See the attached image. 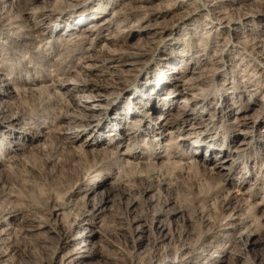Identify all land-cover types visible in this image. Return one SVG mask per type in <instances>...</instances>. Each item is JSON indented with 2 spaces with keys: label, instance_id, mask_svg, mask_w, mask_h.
Returning <instances> with one entry per match:
<instances>
[{
  "label": "rangeland",
  "instance_id": "374dc122",
  "mask_svg": "<svg viewBox=\"0 0 264 264\" xmlns=\"http://www.w3.org/2000/svg\"><path fill=\"white\" fill-rule=\"evenodd\" d=\"M56 2L0 0V264H264V0Z\"/></svg>",
  "mask_w": 264,
  "mask_h": 264
},
{
  "label": "bare ground",
  "instance_id": "6f19581e",
  "mask_svg": "<svg viewBox=\"0 0 264 264\" xmlns=\"http://www.w3.org/2000/svg\"><path fill=\"white\" fill-rule=\"evenodd\" d=\"M66 2H56L55 3V5H54V9H52V10H57V9H61L62 7H64V6H67V4H72V1L73 0H65ZM74 5V4H73ZM72 5V6H73ZM58 7V8H57ZM75 6H73V7H71V9H73V10H76V8H74ZM69 10L70 12L71 11H73V10ZM63 11H66V10H61V12H63ZM212 11H214V10H209V12H210V14H213V12ZM194 12V11H193ZM32 13H34V12H32ZM68 13V12H67ZM49 15V14H48ZM48 15H47V17L45 16V18L43 17V18H40L39 19V21L40 22H42L44 19H47L48 18ZM100 16L101 15H96V16H92V19H97V21L100 19ZM67 20L66 21H70V25L73 23V22H79V23H81V22H84L86 19L85 18H83V17H78L77 19H75L74 21L72 20V19H70V18H66ZM72 20V21H71ZM79 20V21H78ZM62 21V19L61 20H59V22H61ZM38 27H41L42 29H43V31H49L48 29H50L51 27L50 26H43V24L42 23H39L38 25H37ZM59 26H60V24H59ZM73 26V25H72ZM70 27L69 29L70 30H72V32H73V30H76V27ZM73 28H75V29H73ZM85 27H81L80 29H79V32H84V29ZM52 29L54 30V31H57L59 28H57V26L55 25V28L54 27H52ZM72 32L71 31H68V33H71L72 34ZM76 33V32H75ZM57 34H58V31H57ZM127 60V57L125 58V57H123V56H121V57H119L118 59H115L114 60V62H115V64L117 65V66H121V65H123V64H127V62H125ZM135 60L137 61L138 60V57H136L135 58ZM132 61V62H130V64H136V61ZM133 67V66H132ZM132 67H130V68H132ZM114 74H115V80L117 81V83H118V85H120V86H123L125 83H126V80H127V78L123 75L124 74V72H117V73H115V72H113ZM179 78H171V85H174V86H176L177 84H178V80ZM0 81H2V83H4V86L6 87V89H8V86L10 85L9 83H7V82H5V80H4V78H2V77H0ZM150 82V81H149ZM148 82V83H149ZM147 83V84H148ZM165 86H166V84H165ZM164 86V87H165ZM145 87V86H144ZM128 88V87H127ZM126 89V88H125ZM149 91V90H148ZM104 92V91H103ZM108 93V92H107ZM152 93V92H151ZM147 93V90H146V92H144L143 94H142V100H149L150 101V104H151V108L153 109V108H155V103H156V96L154 95V93ZM99 96L97 97V99L95 98V100H93V102L92 101H81V100H79L78 102H77V104H75V106H76V108L78 109V111L80 112V115L79 116H77V117H72L73 119H72V121L71 122H74V123H77L76 124V127H86V126H91V122H90V119H91V116H92V114L94 115V113H96V111H101V108L102 107H104L105 106V104H106V101L108 102V100H109V97L106 95V93L105 94H103L102 92H100L99 94H98ZM137 98H139V97H137V96H134V98H133V100H135V99H137ZM163 99L164 100H170V96L168 95V94H166V96H164L163 97ZM136 101V100H135ZM115 109H116V111H115ZM115 111V113H117V104H115V105H110V106H108L107 107V109H106V112L108 113V114H110V113H113ZM4 113L6 114V112L4 111V109L2 108V106L0 105V118H3V116H4ZM122 117V116H121ZM120 117L119 116H117V119H119ZM121 119V118H120ZM165 119H163V121H164ZM167 120V119H166ZM160 121V120H159ZM158 121V122H159ZM163 121H161V125H160V127H159V129L160 130H164L166 127H168L169 125H168V123H167V121H165V122H163ZM123 127L121 126V125H118V126H116L115 127V129H114V131H115V134L116 135H119L120 133H121V131L123 130L122 129ZM93 129V132H95V133H100V132H102V130L103 129H105V125H103V123L101 122V121H99L95 126H94V128H92ZM132 135V134H131ZM120 136V135H119ZM123 136V135H122ZM118 138V137H117ZM121 138V137H120ZM97 142H99V141H97ZM101 142V141H100ZM247 145V143L245 142V141H242V142H240L239 143V148H238V150L239 151H244V149H245V146ZM224 160L225 159H223L222 160V164L224 163ZM108 198V197H107ZM101 207V206H100ZM165 227V226H164ZM62 237V236H61ZM181 254V253H180Z\"/></svg>",
  "mask_w": 264,
  "mask_h": 264
}]
</instances>
